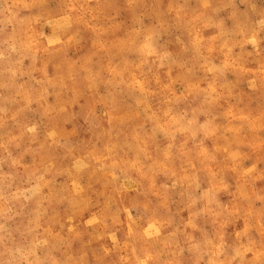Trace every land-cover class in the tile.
I'll return each instance as SVG.
<instances>
[{
	"label": "rangeland",
	"instance_id": "obj_1",
	"mask_svg": "<svg viewBox=\"0 0 264 264\" xmlns=\"http://www.w3.org/2000/svg\"><path fill=\"white\" fill-rule=\"evenodd\" d=\"M0 264H264V0H0Z\"/></svg>",
	"mask_w": 264,
	"mask_h": 264
}]
</instances>
